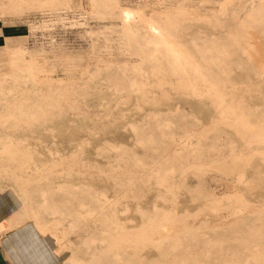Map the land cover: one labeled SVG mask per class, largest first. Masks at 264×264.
Here are the masks:
<instances>
[{
  "label": "rangeland",
  "instance_id": "374dc122",
  "mask_svg": "<svg viewBox=\"0 0 264 264\" xmlns=\"http://www.w3.org/2000/svg\"><path fill=\"white\" fill-rule=\"evenodd\" d=\"M5 1L0 236L34 228L55 244L62 264H264V10L260 16L252 8L258 0ZM123 8L160 15L200 76L177 70L142 28L131 27L130 35ZM131 82L137 87L130 90ZM169 211L177 217L164 218ZM169 221L185 230L168 228ZM134 227L148 228L142 233L149 244Z\"/></svg>",
  "mask_w": 264,
  "mask_h": 264
},
{
  "label": "bare ground",
  "instance_id": "6f19581e",
  "mask_svg": "<svg viewBox=\"0 0 264 264\" xmlns=\"http://www.w3.org/2000/svg\"><path fill=\"white\" fill-rule=\"evenodd\" d=\"M4 1H5V0H4ZM16 1H17V2H16ZM16 1H15V0H14V1H13V0H10V4H9V5H12V6L18 7V5H19L22 1H24V0H16ZM54 1H55V0H54ZM57 1H59V0H57ZM115 1H116V0H115ZM5 2H8V1H5ZM61 2H62V1H61ZM1 3H2V1H1ZM3 3H4V2H3ZM22 3H24V2H22ZM257 3H258V8L255 9V12H254V13L260 15L259 11L261 12L262 10H264V0H262V1H261V0L259 1V0H258ZM257 3H255V4H257ZM31 4H32V3H31ZM35 4H36V3H35ZM64 4H65V3H64ZM21 5H22V4H21ZM36 5H38V4H36ZM41 5H42V3H41ZM108 5H109V4H108ZM108 5H107V6H108ZM38 6H39V5H38ZM109 6H110V5H109ZM253 6H254V5H253ZM35 7H36V6H35ZM111 7H113V6L111 5L110 8H111ZM118 8H119V7H118ZM252 8H253V7H252ZM115 9H116V8H115ZM253 11H254V9H253ZM114 13H115V12H114ZM114 13H113V15H114ZM164 14H165V13H164ZM251 14H252V13H251ZM118 15H119V14H117V17H118ZM161 15H162V13H161ZM252 15H253V14H252ZM252 15H250V16H252ZM260 16H261V15H260ZM120 17H121V19H122V22L125 23V25L127 26L128 33H129L130 35L133 34V29H131V27H133V26L136 25V26H138L139 28H142V29L145 31V33L148 35V41H147V42H148V43H152V44H154V45H155L154 47H157L158 49L161 48V49L165 50V53L167 52V54H169V56L171 55L172 57L169 58V59H172V58H173V63L176 64V67H177V68H178V67L180 68V69H179V68H178V69L176 68L177 70H179V71L181 70L182 72H183V71H184V72L189 71V72H191V73L193 72L192 75L195 73L196 75L198 74V75L200 76V74H201V73H199L200 67L196 64V62H194L195 60L193 61V59L190 57V55H189L187 52H185V49H186V48L183 47V45L181 44L182 42L179 43V42H177V41L172 37V35L170 34L168 28H166L165 25L163 24V22H162V21H163V18H160V15H159L158 17H154V16H152V15H151V16H148V15H146V14L144 13L143 10L138 9V8H136V9H135V8H134V9H127V8L124 9V8H123L122 10H120ZM118 18H119V17H118ZM245 28H246V27H245ZM247 29H248V27H247ZM126 34H127V33H126ZM129 34H128L127 36H130ZM175 36H176V35H175ZM130 37H131V36H130ZM128 40H129V39H128ZM178 40H179V38H178ZM255 40H256V39H255ZM184 48H185V49H184ZM151 50H152V49H151ZM144 51H145V50H144ZM152 51H153V50H152ZM154 51L157 52L158 50H157V49H156V50L154 49ZM17 52H18V51H17ZM155 52H153V53H151V54H154ZM12 53H13V51H12ZM141 53H142V51H141ZM149 53H150V52H149ZM162 53H163V52H162ZM15 54H17V53H13V55H15ZM145 54H146V52H145ZM155 54H156V53H155ZM254 54H257V53L255 52ZM158 55H159V53H158ZM160 55H161V56H160ZM160 55H159V56H160L159 58H160V60H162V59H163L162 54H160ZM165 55H166V54H165ZM165 55H164V56H165ZM25 56H26V55H25ZM149 56H150V54H149L147 57H149ZM153 56H154V55H153ZM156 56H157V55H156ZM21 57H22V56H21ZM23 57H24V56H23ZM161 57H162V58H161ZM167 57H168V56H166V59H168ZM145 58H146V57H145ZM150 58H152V57H150ZM154 58H156V57H154ZM154 58H153V59H154ZM164 58H165V57H164ZM249 58H250V57H249ZM253 58H254V57H253ZM256 58H257V57H256ZM143 59H144V58H143ZM156 59H157V58H156ZM166 59H165V62H166ZM15 60H16V59H15ZM15 60H11V63H15V62H16ZM27 60H28V59H27ZM144 60H145V59H144ZM150 60H151V59H150ZM241 60H242V59H241ZM241 60H240V61H241ZM250 60H251V59H250ZM23 61L26 62V60H23ZM32 61H33V60H32ZM32 61H31V62H32ZM98 61H99V60H98ZM142 61H143V60H142ZM152 61H154V60H152ZM171 61H172V60H171ZM29 62H30V61H28L27 63H29ZM31 62H30V63H31ZM34 62H35V61H33L32 64H34ZM147 62H148V61H147ZM147 62H146V63H147ZM156 62H157V61H156ZM158 62L162 63L161 61H158ZM248 62H249V61H248ZM11 63H10V64H11ZM27 63H26V64H27ZM96 63H97V62H96ZM96 63H95V64H96ZM141 63H142V62H141ZM144 63H145V62H144ZM144 63H143V64H144ZM154 63H155V62H154ZM168 63H169V62H168V60H167V64H168ZM171 63H172V62H171ZM249 63H250V62H249ZM12 65H13V64H12ZM140 65H141V64H140ZM149 65H150V63H149ZM151 65L154 67V69L157 68V67H159V66H154L153 64H151ZM156 65H157V64H156ZM169 65H170V64H169ZM97 66H98V65H97ZM141 66H142V65H141ZM141 66H140V67H141ZM160 66H161V65H160ZM163 66H164V65H163ZM165 66H166V65H165ZM18 67H20V66L18 65ZM150 67H151V66H150ZM20 68H21V67H20ZM142 68H143V67H142ZM142 68H140L141 71L143 70ZM164 68H165V67H164ZM171 68H172V65H171ZM173 68H174V67H173ZM173 68H172V69H173ZM161 69H163V68H161ZM166 69H167V68H166ZM166 69H165V71H166ZM177 70H174V69H173L174 72H175V71L177 72V73L175 72L176 75L179 73V71H177ZM262 70H263V69H262ZM201 71H202V70H201ZM13 73H14V72H13ZM150 73H151V72H150ZM155 73H156V72H155ZM165 73H166V72H165ZM123 74H124V73H123ZM139 74H140V73H138L137 76H138ZM141 74H142V73H141ZM144 74H145V73H144ZM144 74H143V75H144ZM158 74H159V73H157V74H155V75H158ZM143 75H142V77H145V76H143ZM171 75H172V74H171ZM173 75H174V74H173ZM180 75H181V72H180ZM183 75L186 76L185 74H183ZM183 75H182V76H183ZM12 76H13V78H15L14 75H12ZM129 76H131V75L129 74ZM129 76H128V77H129ZM134 76H136V75H134ZM147 76H148L147 78H149V74H148ZM151 76H152V75H151ZM163 76H164V75H163ZM163 76H162V78H163ZM177 76H178V75H177ZM182 76H181V77H182ZM187 76H188V75H187ZM194 76H195V75H194ZM194 76H192V77H194ZM19 77H20V76H19ZM131 77H133V76H131ZM154 77H155V76H154ZM156 77H157V76H156ZM160 77H161V76H160ZM160 77H159V80L161 79ZM164 77H165V76H164ZM174 77H175V76H174ZM188 77H189V76H188ZM16 78H17V77H16ZM113 78H114V77H113ZM119 78H120V77H119ZM124 78H125V77H124ZM136 78H138V77H136ZM139 78H141L140 75H139ZM139 78H138V79H139ZM145 78H146V77H145ZM145 78H144V79L141 78V79H143L142 81H145V80H146ZM157 78H158V77H157ZM157 78H155V80H156ZM171 78H172V77H171ZM184 78H185V77H184ZM196 78H197V77H196ZM35 79H36V77H35ZM127 79H129V78H127ZM138 79H137V80H138ZM141 79H140V80H141ZM164 79H165V78H164ZM189 79H190V78H189ZM1 80H2V79H1ZM1 80H0V81H1ZM71 80H72V79H71ZM182 80H183V78H182ZM193 80L198 81L197 79H193ZM203 80H204V79H203ZM205 80H206V79H205ZM40 81H41V80H40ZM116 81H117L116 84H120V85H121V82H122V81H120V82H118V80H116ZM123 81H124V80H123ZM130 81H132V80H130ZM138 81H139V80H138ZM138 81H137V82H138ZM162 81H163V79H162ZM184 81H185V79H184ZM188 81H189V80H188ZM188 81H187V82H188ZM206 81H207V80H206ZM206 81H205V82H206ZM66 82H67V81H66ZM68 82H69V81H68ZM72 82H73V80H72ZM128 82H129V81H128ZM133 82H134V81H133ZM135 82H136V81H135ZM145 82H146V81H145ZM145 82H144V83H145ZM154 82H155V81H154ZM158 82H159V81H158ZM164 82H165V81H164ZM190 82H194V81H190ZM190 82H189V84H190ZM74 83H76V82H74ZM113 83H115V82H113ZM139 83H140V82H139ZM152 83H153V82H152ZM34 84H35V82H34ZM36 84L38 85V82H36ZM128 84H129V83H128ZM132 84H133V85H132ZM136 84H138V83H136ZM142 84H143V82H142ZM146 84H148V82H146ZM158 84H159V83H158ZM191 84H192V83H191ZM25 85H26V84H25ZM122 85H123V84H122ZM129 85H130V84H129ZM131 85H132V87L129 86V87H130V90H131L133 87H137V85L135 86L134 83H132V82H131ZM139 85H140V84H139ZM143 85H144V84H143ZM152 85H154V84H152ZM155 85H157V83H156ZM161 85H163V84H161ZM164 85H165V84H164ZM186 85H187V84H186ZM31 86H32V85H31ZM56 86H57V85H56ZM58 86H59V85H58ZM58 86H57V87H58ZM123 86H124V85H123ZM57 87H56V88H57ZM187 87H188V86H187ZM192 87H193V84H192ZM53 88H55V87H53ZM122 88H123V87H122ZM122 88H121V91L123 90ZM40 89H41V88H40ZM43 89H44V88H43ZM188 89H189V88H188ZM29 90H30V89L27 90V93H29V92H28ZM41 90H42V89H41ZM46 90H47V89H46ZM185 90H186V89H185ZM23 91H24V90H23ZM39 91H40V90H39ZM54 91H55V90H54ZM121 91H119V92H121ZM127 91H128V90H127ZM141 91H142V90H141ZM143 91H144V90H143ZM147 91H148V90H147ZM188 91H189V90H188ZM34 92H35V91H34ZM55 92H56V91H55ZM42 93H43L42 95H44V92H43V91H42ZM48 93H49V92H48ZM48 93H47V94H48ZM199 93H200V92H199ZM218 93H219V92H218ZM218 93H217L216 95H214V96H218V98H219L220 95H219ZM47 94H46V95H47ZM142 94H144V93H142ZM142 94H141V96H142ZM201 94H202V93H201ZM46 95H45V96H46ZM147 95H148V94H147ZM195 95H196V94H195ZM207 95H208V94H207ZM221 95H223V94H221ZM18 96H19V95H18ZM45 96H44V97H45ZM50 96H51V94H50ZM53 96H54V95H53ZM63 96H64V94H63ZM200 96H202V95H200ZM47 97H48V95H47ZM47 97H46V98H47ZM60 97L62 98V94H60ZM144 97H145V95H144ZM202 97H203V96H202ZM220 97H222V96H220ZM40 98H41V96H40ZM50 98H51V97H50ZM55 98H56V97H55ZM145 98H146V97H145ZM21 99H22V98H21ZM43 99L45 100V98H43ZM52 99H53V97H52ZM34 100H35V99H34ZM40 100H42V99H40ZM50 100H51V99H50ZM220 100H221V99H220ZM39 102H40V101H39ZM42 102H43V101H42ZM46 102H47V100H46ZM46 102H45V103H46ZM217 102H218V101H217ZM220 102H221V101H220ZM220 102H219V103H220ZM34 103H35V102H34ZM34 103H33V104H34ZM36 103H38V101H37ZM223 103H224V102H222V104H223ZM39 104H40V103H38V105H39ZM43 104H44V102H43ZM30 105H31V104H30ZM30 105H29V106H30ZM34 105H35V104H34ZM213 105H214V103L212 104V106H213ZM215 105H216V104H215ZM20 106H21V104H20ZM27 106H28V105H27ZM43 106H44V105H43ZM31 107H32V106H31ZM38 107H40V105H39ZM24 108H29V107H25V106H24ZM214 109H215V108H214ZM221 110H222V109H221ZM223 110H224V107H223ZM215 112H216V111H215ZM58 113H59V112H58ZM216 113H217V112H216ZM222 113H224V112H222ZM217 114H218V113H217ZM220 114H221V113H220ZM28 115H29V114H28ZM214 115H215V114H214ZM212 116H213V115H212ZM58 117H59V116H58ZM58 117H57V118H58ZM209 119H211V118H209ZM29 129H30V128H29ZM222 131H223V130H222ZM247 140H248V143H249V144H252V141H253V140L249 141V140H250L249 138H248ZM247 140H246V141H247ZM179 142H180V141H179ZM179 142H178V143H179ZM184 142H185V141H184ZM178 143H177V146H176V147L180 146V144H181V143H180V144L178 145ZM182 143H183V142H182ZM245 144H247V143H245ZM181 145H182V144H181ZM183 145H185V144L183 143ZM249 146H250V145H249ZM176 147H175V148H176ZM181 147H182V146H181ZM182 148L184 149V147H182ZM183 149H182V150H183ZM185 150H186V148H185ZM226 185H227V183H226ZM235 199H237V198H235ZM214 201H215V200H214ZM214 201H213V203H211V205H212V204L214 205V206H212V207H215V205H216V204H214ZM204 207L208 208L207 206H204ZM210 207H211V206H210ZM210 207H209V208H210ZM153 208H154V207H153ZM206 208H205V209H206ZM203 209H204V208H203ZM155 210H156V209H155ZM206 210H207V209H206ZM158 211H162V209H161V210L158 209L157 212H158ZM167 211H168V210H167ZM167 211H165V212H167ZM214 212H215V210H214ZM170 213H171V212L169 211V214L164 215L165 213H164V214H163V213H160V215H164V216H163L164 218H165V216H169V217H171L172 215H174V212H173V214H170ZM142 214H143V213H142ZM142 214H141V215H142ZM149 214H150V213H149ZM175 214H176V213H175ZM158 215H159V214H158ZM176 215H177V214H176ZM178 215H179V214H178ZM183 215H184V214H183ZM183 215H182V217H183V220H184V217H185L186 215H184V216H183ZM153 216L156 217L155 214H154ZM174 216H175V215H174ZM179 216H180V215H179ZM179 216H178V217H179ZM138 217H139V216H138ZM155 217H152V219H155ZM159 217H160V216H159ZM175 217H177V216H175ZM182 217H181V219L179 218L180 221L182 220ZM149 218H150V217H149ZM156 218H157V217H156ZM161 218H162V216H161ZM161 218H160V219H161ZM152 219H151V220H152ZM157 219H159V218H157ZM173 219H174V217H173ZM173 219H172V217H171L169 220H173ZM175 219H176V218H175ZM185 219H186V218H185ZM155 220H156V219H155ZM155 220H152V221H154V223H155ZM58 221H59V220H58ZM130 221H131V220H130ZM149 221H150V220H149ZM149 221H148V222H149ZM152 221L149 222V223H153ZM177 221H179V220L177 219ZM131 222H132V221H131ZM175 222H176V221H175ZM183 222H184V221H183ZM154 223H153V224H154ZM156 223H157V222H156ZM164 223L166 224L167 222H164ZM168 223H169V226H167V227H168V228L171 227V229H172V227L175 228L174 225H175V226H178V224H179V223H178V224H172V221H171V224H170V221H169ZM168 223H167V224H168ZM173 223H174V222H173ZM220 223H222V220H221ZM141 224H142V223H141ZM147 224H148V223H146V225H144V226L149 227V225H147ZM157 224H158V223H157ZM157 224H156V226H158ZM162 224H163V222H161V225H160V223H159V225L163 227ZM185 224H186V223H185ZM154 225H155V224H154ZM170 225H171V226H170ZM172 225H173V226H172ZM182 225H184V224H181V226L179 225L181 229H182V227H184V226H182ZM190 225H191V224H190ZM218 225H219V223H218ZM151 226H152V224H151ZM156 226H154V227H156ZM179 226H178V227H179ZM186 226H188V225H186ZM186 226H185V227H186ZM232 226H233V225H232ZM142 227H143V226H142ZM154 227H153V228H154ZM162 227H161V228H162ZM165 227H166V225H164L163 229H164ZM178 227H177V228H178ZM134 228H135V227H134ZM145 228H146V227H144V230L142 231V232L145 231L144 233H146V232H147L146 230H148V228H146V229H145ZM156 228H157V227H156ZM159 228H160V227H159ZM141 229H142V228L140 227V229H138V228L136 229V228H135L134 230H136V231L139 230V233H140V232H141V231H140ZM154 229H155V228H154ZM154 229H153V231H154ZM163 229H161L162 231H159V229H158V233H157V234L160 235V236H159L158 238H157V237H155V238L160 239V238L162 237L163 234L161 235V234H159V233H161V232L163 233ZM183 229H184V228H183ZM183 229H182V230H183ZM262 229H263V228H262ZM262 229H261V230H262ZM126 230H127V229H126ZM126 230H125L124 233L128 234V233H127L128 231H126ZM134 230H131V231H134ZM150 230H152V229H150ZM150 230H149V231H150ZM156 230H157V229H155V231H156ZM174 230H176V229H174ZM179 230H180V229H178V232H176V231H175V232H176V233H181L182 231L180 232ZM184 230H185V229H184ZM131 231H129V233H130ZM153 231H151V232H153ZM155 231H154V232H155ZM164 231H165V230H164ZM186 231H187V229H186ZM188 231H189V229H188ZM254 231H255V230H254ZM254 231H253V232H254ZM257 231H258V230H257ZM134 232H135V231H134ZM137 232H138V231H137ZM142 232L140 233L141 236H139L140 234L137 235V236L140 237V238H139L140 240H141L142 238H143V240H144V236H146V234H143ZM151 232L148 233V234H151ZM154 232H153V233H154ZM169 232L172 233V230L169 231ZM175 232H173V234H176ZM184 232H185V231H184ZM153 233H152V236L150 235L151 238L154 237V234H153ZM167 233H168V231H167ZM186 233H187V232H186ZM188 233H189V232H188ZM193 233H194V232H193ZM236 233H237V232H236ZM249 233H250V232H249ZM126 234H124V237H125ZM132 234L134 235L133 232H132ZM135 234H136V232H135ZM157 234H155V235L158 236ZM169 234H170V233H169ZM173 234H172V237L174 236ZM194 234H195V233H194ZM245 234H247V233H245ZM254 234H256V232H254L252 235H254ZM130 235H131V233H130ZM133 235H132V236H133ZM142 235H143V236H142ZM165 235H166V234H165ZM170 235H171V234H170ZM170 235H169V236H170ZM177 235H179V234H177ZM184 235H185V233H184ZM238 235H239V233H238ZM248 235H250V234H248ZM128 236H129V235H126V240L128 239V238H127ZM134 236H135L136 238H138L136 235H134ZM150 236L148 235L147 237L150 238ZM166 236H167V235H166ZM185 236H186V235H185ZM191 236H192V235H191ZM258 236H259V235H258ZM163 237H164V235H163ZM182 237H183V236H182ZM182 237H181V238H182ZM188 237H189V236H188ZM197 237H198V236H197ZM253 237H255V236H253ZM259 237H261V236H259ZM129 238H130V236H129ZM131 238H132V240L134 239V241H135L136 243L140 242L139 239L136 241L134 237H131ZM131 238H130V239H131ZM145 238H146V237H145ZM151 238H150V239H151ZM155 238H153V239H155ZM165 238L167 239V237H165ZM175 238L177 239L178 237H176V235H175ZM150 239H149V240H150ZM157 239H156V242L158 243V240H157ZM170 239H172V238H170ZM179 239H180V238H179ZM179 239H178V240H179ZM182 239H184V238H182ZM114 240H115V239H113L112 241H114ZM126 240H125V241H126ZM168 240H169V237H168ZM172 240H174V239H172ZM178 240H177V241H178ZM185 240H186V239H185ZM242 240H243V239H242ZM250 240H251V239H250ZM255 240H258V239H255ZM255 240H254V241H255ZM115 241H116V240H115ZM127 241H129V239H128ZM145 241H147V240H144L143 243H144V244H145V243L147 244L148 241H147V242H145ZM150 241H151V240H150ZM150 241H149V242H150ZM159 241H160V240H159ZM170 241H171V240H170ZM199 241H200V240H199ZM199 241H198V242H199ZM245 241H246V240H245ZM135 242L132 241L131 243H135ZM153 242H154V241H153ZM173 242H174V241H173ZM175 242H176V241H175ZM175 242H174V243H175ZM179 242H180V241H179ZM186 242H187V241H186ZM193 242H194V241H193ZM140 243L142 244V242H140ZM159 243H160V242H159ZM187 243H188V242H187ZM207 243H208V242H207ZM207 243H206V244H207ZM209 243H210V242H209ZM212 243H213V242H212ZM215 243H216V242H215ZM242 243H243V242H242ZM263 243H264V242H263ZM126 244H127V247H129V246H128L129 243L126 242ZM148 244H149V243H148ZM188 244H189V243H188ZM191 244H192V243H191ZM199 244H200V242H199ZM246 244H247V242H246ZM202 245H203V244H202ZM193 246H194V245H193ZM198 246H199V245H198ZM227 246H228V244H227ZM175 247H176V246H175ZM178 247H179V246H178ZM180 247H181V246H180ZM243 247H244V246H243ZM140 248L142 249V246H141ZM140 248H139V249H140ZM144 248L146 249V247H144ZM144 248H143L142 250H144ZM244 248H245V247H244ZM261 248H264V247H261ZM261 248H260V249H261ZM181 249H182V248H181ZM188 249H189V248H188ZM191 249H192V247H191ZM245 249H246V248H245ZM142 250H141V251H142ZM182 250H183V249H182ZM192 250H193V249H192ZM255 250H256V249H254V252H252V253H253V254H252V257H253V255H255ZM182 252H183V251H182ZM184 252H185V251H184ZM189 252H190V251H189ZM256 252H257V251H256ZM259 252H260V251H259ZM185 253H186V252H185ZM192 253H193L194 256L197 255V254L195 255L194 252H192ZM192 253H191V257L194 258V256H192ZM262 253H263V251L261 252L260 255H262ZM167 254H168V253H167ZM250 254H251V253H250ZM258 254H259V253L257 252V255H258ZM164 255H165V254H164ZM183 256H184V255H183ZM189 256H190V255H189ZM232 256H233V255H232ZM235 256H236V255H235ZM158 257H159V256H158ZM167 257H168V256H167ZM191 257H190V258H191ZM260 257H261V256H260ZM171 258H172V257H171ZM247 258H248V256H247ZM257 258H258V257H257ZM175 259H176V258H175ZM250 259H251V258H250ZM165 260H166V259H165ZM171 260H172V259H171ZM171 260H170V261H171ZM232 261H233V260H232ZM236 261H237V260H236ZM156 262H157V261H156ZM245 262H247V261H245ZM250 262H253V261H250ZM223 264H224V263H223Z\"/></svg>",
  "mask_w": 264,
  "mask_h": 264
},
{
  "label": "crops",
  "instance_id": "0c3cea01",
  "mask_svg": "<svg viewBox=\"0 0 264 264\" xmlns=\"http://www.w3.org/2000/svg\"><path fill=\"white\" fill-rule=\"evenodd\" d=\"M257 8L258 3L253 6L254 12ZM54 250L55 244L41 238L29 226L0 236V264H62Z\"/></svg>",
  "mask_w": 264,
  "mask_h": 264
}]
</instances>
